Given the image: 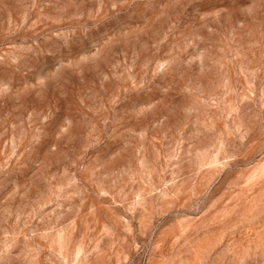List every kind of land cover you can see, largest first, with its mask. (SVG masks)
<instances>
[{
	"label": "rangeland",
	"instance_id": "rangeland-1",
	"mask_svg": "<svg viewBox=\"0 0 264 264\" xmlns=\"http://www.w3.org/2000/svg\"><path fill=\"white\" fill-rule=\"evenodd\" d=\"M0 264H264V0H0Z\"/></svg>",
	"mask_w": 264,
	"mask_h": 264
},
{
	"label": "clouds",
	"instance_id": "clouds-1",
	"mask_svg": "<svg viewBox=\"0 0 264 264\" xmlns=\"http://www.w3.org/2000/svg\"><path fill=\"white\" fill-rule=\"evenodd\" d=\"M58 55H59L60 60H62V59H66V58H68L69 56H71L72 53H67V54H65V53H59V54H57V53H53V55H52V57H51V64H50V66L47 68V71H51V68H52V67H55L56 63L59 62V60L57 59V56H58ZM44 75H45V72H41V73H39L40 78H43Z\"/></svg>",
	"mask_w": 264,
	"mask_h": 264
}]
</instances>
